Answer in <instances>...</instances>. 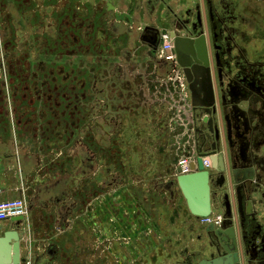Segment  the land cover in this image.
I'll list each match as a JSON object with an SVG mask.
<instances>
[{"label":"flooded vegetation","instance_id":"obj_1","mask_svg":"<svg viewBox=\"0 0 264 264\" xmlns=\"http://www.w3.org/2000/svg\"><path fill=\"white\" fill-rule=\"evenodd\" d=\"M210 1L211 3L209 6L213 24L215 25V29L210 33V38L213 40L212 35H215L214 42L218 48L215 52L212 50V55L214 56V53L217 55V61L213 60V74L216 78L218 75H221L226 81V84L231 83V87L236 89V93L239 96L238 101L240 100L238 102L240 112L245 115V120H241V118L236 115L233 122H231V126H233L232 132L237 133L236 136L231 134V141L234 143L235 140H238L232 149L234 165L241 166L243 163L240 158L237 159L239 154L243 156L246 155V158H249L257 152L260 156H263L264 160V52L256 53L257 49L254 47V43L243 41L245 44L242 48L238 43H234L238 29L233 28V26L238 25L236 27L241 26V28L245 29V26L243 27L242 24L248 26L250 23L248 21L250 18H242L239 16L240 13L247 14L251 8L258 9L261 13H264V0H218L217 7L214 0ZM145 3L146 9L148 10L149 8L148 11L151 15L161 7L163 15L170 17L174 14L175 4L167 5V3H163L162 0H146ZM49 10L55 13L54 9ZM98 12L99 11L96 10L91 15L88 14L89 16L82 17L80 15V17L84 18L81 19L82 23L80 25L84 24L85 27L79 31L78 36L70 32L65 40L62 39V42L59 38L57 39V35L60 31H63V28H68L67 26L66 28L64 27L65 24L67 25V22L64 20L63 16L61 19L60 17L57 19L52 17L47 22L41 19L38 24L33 27L35 32L34 35L37 36V42L34 44V47L32 45V47L29 48L30 55L26 58L27 60L25 59V61L16 63L19 67L21 66V68L29 72L24 74L22 70V76L20 78L22 82L16 84L14 87V91L17 92L18 86L20 87V85L23 84V86L20 87L19 101L13 108L14 117H16L15 120L17 122L23 121L22 123L25 125H33V137L40 136L44 138V140L51 141L52 143L50 144H54L56 150H64L59 158L63 160L67 159L68 167L71 173H74L72 179L69 177L60 181L61 183L64 181L65 183L68 182L67 186L72 185L74 187L81 173L87 174L93 168L91 163L92 160L90 161V159H92V154L84 149V146H89L92 141L97 142V139L102 142V144L103 142L104 144L111 143L109 146L113 147L115 155L118 157L121 154V157L119 156L116 158L115 163L113 162L114 166H100L94 174V182L97 181V185L99 186V192L97 191V196L95 198L98 199L99 203L101 202L102 195L105 194L101 190H118L120 191V195H122L124 192L130 191L128 187L135 185V188L139 191L142 190L149 198L154 196L158 202L170 205L175 213L173 218L174 221L179 218V222L177 221V223L173 225L174 234L172 236L174 239H176V237H178V239L175 240L176 242L173 245L175 250H171L174 252L172 264H194L203 252V254L206 255L204 258L208 259L213 251L218 252L221 248L218 240L211 236L216 234L211 231L207 232V230L210 229L211 226H214L215 231L220 230L226 221V212L222 207L226 204L227 177L226 171H221L220 163H222V157L225 151L227 125L220 114L219 119L214 121V125L218 127L216 136L211 135L207 121H205V123L203 122L204 119L209 120V116L204 114L205 106H207L206 94L209 92L206 82L207 69L205 70L201 67V69H198V65L195 64L191 58L185 59V63L190 65V67L180 68L177 65V71L181 78L179 77V80L175 78L172 72V63L164 62L157 56L161 44L160 32L154 21H151V18L149 19V22L151 21L150 27H147L146 30L151 31L152 34L150 36L152 39H146L147 43L140 47L136 42H132L131 44L129 40L127 46H132L135 50L140 51V56L149 60V63L145 64L144 69H146L147 74L153 70L151 79L155 78L156 80L154 88L157 89L163 86L164 83L162 79L170 75L169 81L175 90L178 91L179 88L183 86L188 92L187 103H184L187 107L182 110V112L178 111L177 114L180 117V123L176 127V137L179 138L178 144H176L177 141L175 142V136L173 139V147L175 150L173 151L176 153L173 155L177 156L175 172L160 173L144 181L147 179V177L144 178V173L136 174L133 170L127 172L126 169V171L122 169L124 159L127 158L122 154L129 155L128 148L130 149L132 140H128L129 137H125L126 126L123 124L121 117L114 111L118 108L112 106L111 102L112 97L115 96V92H113L114 77L127 68L124 63L123 65H118L116 68L113 66L111 67L113 61L116 59L115 56H117V60L120 58L123 59V55L118 54V47L120 44L112 37V34H115L113 32H116L119 28L115 26L114 23L111 25V31L105 28L104 20L106 18H111L112 13L108 15L107 13H102L100 15V20H97L95 16L98 15ZM191 16L195 18L193 15ZM191 16L189 17L191 18ZM181 17L184 18L185 16ZM42 21L43 26L40 25ZM63 21L64 23H61ZM94 21H98V25L93 24ZM99 21H101V23H99ZM176 21L179 27H185L183 25L185 20L176 19ZM193 22L196 24L195 20ZM103 28L109 33L107 40ZM191 29L192 28H189L187 33L182 31L184 33V36H182L183 39H192L199 36L200 31L196 26V29L194 28L195 33L189 37ZM4 36L6 35L3 34V37ZM241 37H243L242 40L247 38L245 33H243ZM45 38V41L51 40V42H53L54 53H50L49 55L45 52V56L38 62L36 70L30 71L29 58L35 59L36 55L39 53L38 46H43ZM5 41L6 38H2L0 43V71L1 64L2 69L4 66V75L1 73L0 82H2L3 76L8 74L7 67L5 68V64L8 61V52H6L5 49L3 50V43ZM100 45L104 46V48L101 49ZM250 51L254 54L256 53V56L251 55ZM100 53L103 54V56L98 58ZM56 56L58 57L57 59ZM9 67L12 71L13 65ZM154 69L156 71H154ZM161 69H163L162 72ZM127 70L135 72L130 67H128ZM217 70H219L221 74H219ZM0 87L3 90L5 89L3 83H1ZM21 96L24 101L22 104L20 102ZM244 96L247 97V99L243 100ZM97 114H99V116ZM8 119L10 118L8 117ZM11 119L14 120L13 115ZM174 122L177 125L178 122ZM82 124H84V127H80ZM246 138L247 142L249 141L251 144H246L248 146L244 149V143H247L244 141ZM239 145L241 150L243 149L245 153L244 151L241 153L238 151ZM149 146L150 145L147 147ZM81 155H83L82 158L79 157ZM201 155H204L202 156V160L204 172L208 174L210 202L212 207L210 215L206 218L193 217L189 213L186 202L175 183L176 178L180 175L185 176L196 173V170L193 171L191 165L194 164L197 166L196 161ZM181 159L189 161V168L186 173H182L179 167L178 163ZM77 161L78 165L76 167ZM146 163H149V161H140L142 166L146 165ZM213 166L215 167L213 168ZM142 182H144V184ZM144 185L147 186V190H144ZM235 188L234 203L237 208L238 200L240 199L241 202L242 194L239 186ZM259 192L262 198L257 197V199H259L264 207V187L259 189ZM179 204L182 206L179 207ZM252 204L254 209L259 212V207L258 205L256 206V199ZM63 208H65L63 210V216L66 217L70 210L68 211L66 207ZM83 210L81 209L80 211L84 212ZM98 211L99 213L101 212L99 207ZM261 215L258 216L256 222L260 224L261 228L264 230V226L260 221V218L264 219V214ZM126 216L128 215L126 214ZM236 217L239 222L242 220L238 211L236 212ZM245 218H247V216H245ZM204 219H211V222L205 223L203 222ZM117 220L119 221L118 217H112L108 226L104 227L107 228V230L103 229V225L96 226L95 224V235H101L100 239H104L107 235H126L122 229L113 227V223H118V225H120V222H117ZM123 224L122 222L121 225ZM251 226V229L255 231L256 224L251 223ZM179 232L181 235H175ZM154 233V235H158L156 232ZM140 235H151L150 229H142ZM122 240L126 241V238L122 237ZM103 243L104 244L101 243V245H97L96 250L98 254L110 251L111 249L109 243ZM124 243L125 246L130 244L128 242V244L126 242ZM177 243H179V245H176ZM160 250L161 249H158L157 251L160 252ZM168 250L170 251V249ZM251 251L252 249L248 245L247 255L249 263L256 264V261H251ZM255 252L258 256L256 260H262L264 264V253H260L257 249H255ZM51 253L52 248L48 250V255ZM178 253L182 257V260L179 262L176 261V255Z\"/></svg>","mask_w":264,"mask_h":264},{"label":"crops","instance_id":"obj_2","mask_svg":"<svg viewBox=\"0 0 264 264\" xmlns=\"http://www.w3.org/2000/svg\"><path fill=\"white\" fill-rule=\"evenodd\" d=\"M47 1L24 0L23 3L21 0H0V12L4 7L19 8L20 12L27 13L30 25L35 27L41 20L39 14L49 6ZM83 1L85 4L81 7ZM145 1L79 0L73 10L75 15L82 17L89 16L96 10L100 12V15L112 13L111 18L104 20L105 28L111 31L113 23L119 28L113 32L115 34H112V37L120 44L118 54H122L123 59L117 60L118 58L115 56L116 59L111 67L116 68L124 63L127 69L130 67L136 73L125 69L114 77L113 92H115V96L112 97L111 105L118 108L114 111L126 126L125 137L132 140L131 147L128 148L129 155L122 154L127 157L124 159L122 169H126L127 172L133 170L136 174L144 173V178L147 177L144 181L160 173L175 172L177 156L173 155L176 154L174 153L173 139L175 136V142L177 141L176 144H178L176 127L180 123V117L177 114L178 111L182 112L186 109L187 105L184 103H187L188 95L185 87L181 86L178 91L172 87L169 81L170 75L164 77L166 79H162L163 86L154 88L156 80L155 78L151 79L153 70L147 74L144 69L149 60L141 57L140 51L135 50L132 46H127L129 40L131 44L136 42L140 47L147 43L146 39H152L151 31L146 30L147 27H150L151 21H154L160 32V46L163 42L162 35H168L174 53L175 35L184 36L176 24L174 14L170 17L163 15L161 7L151 15L148 11L149 8L146 9ZM162 1L167 5L175 4L177 8L187 4L190 0ZM68 2L69 0H64L63 4L68 7ZM218 2V0H214L216 7ZM64 5L62 10L54 9L58 11L56 15L60 13L58 16L60 19L63 12H66ZM71 7L74 8L72 3ZM7 8L4 9L7 10ZM239 16L249 17L250 23L248 26L242 24L245 29L241 26L236 27L238 25L233 26L234 29H238L234 43H238L241 48L245 44L243 41L254 43V47L257 49L256 53L264 52V13L251 8L249 13H240ZM2 17L0 13V27H3ZM150 18L152 20L149 22ZM24 20L21 22V26L29 30L28 20ZM95 22L98 21H94L93 24ZM243 33L247 38L242 40ZM31 36L33 39L28 42L22 39L18 42L17 35L3 43L4 49L8 52V70H10V65L18 67L17 62L25 61L29 57V48L32 45L34 47V43L37 41L35 35ZM256 53L250 51L251 55L256 56ZM154 71L156 70L154 69ZM172 72L179 80L176 54L175 61L172 62ZM9 77L11 76L9 75ZM13 81L16 84L21 82L19 79H13ZM3 91L0 87L2 110L5 95ZM20 91L18 86L17 96ZM97 115L99 116V114ZM1 117L2 114H0ZM174 121L178 122L177 125ZM22 122L4 117L0 119V200L24 199L27 204V215L23 217V222L19 225L24 262L30 264L173 263L174 252L171 251L170 245L172 241L178 239V237L174 239L172 235L174 234L173 225L177 221L179 222V218L174 221L175 213L170 205L158 202L154 196L149 198L142 190L141 193L135 188V185L128 187L130 191L124 192L122 195L118 190H101L105 194L102 195L100 203L95 198L97 191L99 192V186L97 181L94 182V174L100 166H114L116 158L121 157V154L118 157L115 155L113 147L109 146L111 143L104 144L103 142L102 144L97 139V142L92 141L89 146H84L83 148L92 154L90 161L92 160L93 168L87 174L81 173L74 187L67 186L68 182L61 183L60 181L69 177L72 179L74 173L72 174L68 167V160L59 158L64 150H56L54 144H50L51 141L44 140L40 136L33 137V125H25ZM80 127H84V124ZM147 144L150 146L147 147ZM79 157L82 158L83 155ZM143 160L149 161V163L142 166L140 161ZM77 165L78 161L76 167ZM142 183L144 184V182ZM143 187L144 190H147L146 185ZM180 206L182 205L179 204ZM63 207L70 210V217L69 213L66 217L63 216L65 209ZM98 207L101 209L102 215L101 212L99 213ZM81 209H84V212H81ZM112 217H118L119 221L117 220V222H120V225L113 223V227L122 229L126 235H107L104 239H100L101 235H95V224L96 226L103 225V229L107 230L104 227L108 226ZM260 221L264 226V219L260 218ZM122 222L123 225H121ZM14 228V224L9 221L0 222V236L5 231ZM142 229H150L151 235H140ZM154 232L158 235H154ZM175 235L181 234L179 232ZM121 236L125 237L126 241H123ZM103 242L109 243L111 249L98 254L97 245L104 244ZM124 242L130 244L127 243L128 245L125 246ZM26 244L30 247V251L28 246L26 248ZM50 248H52V253L48 255ZM158 249H161L160 252L157 251ZM180 260L182 257L178 253L176 261Z\"/></svg>","mask_w":264,"mask_h":264},{"label":"water","instance_id":"obj_3","mask_svg":"<svg viewBox=\"0 0 264 264\" xmlns=\"http://www.w3.org/2000/svg\"><path fill=\"white\" fill-rule=\"evenodd\" d=\"M210 3V0H190L183 6L175 7L173 12L175 19L185 20L183 23L185 27H180L181 31L187 33L189 28H192L189 37L195 33L194 28L196 29V26L200 31L199 36L192 39H183L175 35L174 46L176 63L180 68H189L190 65L186 64L184 60L191 58L198 65V69H207L206 82L209 92L206 94L207 106H205L204 114L209 116V120L204 119L203 122L207 121L211 135L216 136L218 127L214 125V121L219 119L220 114L227 125L225 151L222 163H220V169L221 171H226L227 177L226 204L222 207L226 212V221L220 230L215 231L214 226L207 230V232L211 231L216 234L211 236L218 240L221 249L218 252L213 251L208 259L204 258L206 256L203 254L204 252L201 253L194 264H250L247 255L248 245L252 249L251 261H256V264H263L262 260H256L258 256L255 249L259 250L260 253H264V230L256 222L258 216L264 212V207L257 199V197L262 198L259 189L264 187V160L263 156H260L257 152L249 158H246V155L239 154L237 159L240 158L243 163L241 166L234 165L232 149L238 140H235L234 143L231 141V134L237 135L236 132H232L233 126H231V122H233L236 115L241 120H245V115L240 112L238 104L240 100L238 101L239 96L236 93V89L231 87V83L226 84L221 75L216 78L213 74V60L217 61V55L214 53L213 56L212 50L215 52L218 48L214 42L215 35H212L213 40L210 38V33L215 29L209 6ZM191 15L195 18H192ZM181 16L185 17L182 18ZM194 20L196 24L193 22ZM217 72L221 74L219 70ZM245 99L247 97L244 96L243 100ZM244 141L247 142V138ZM246 144H251V142L244 143V149L248 146ZM238 151L240 153L244 151L243 149L241 150L240 145ZM202 156L204 155L198 157L197 166L191 165V168L193 171L196 170V173L185 176L180 175L175 180L189 213L197 218L208 217L212 209L208 174L204 172ZM237 186L241 189L242 198L241 202L240 199L238 200V207L236 208L234 188ZM255 199L259 212L254 209L252 204ZM237 211L242 219L240 222L236 217ZM23 219V217L11 219L9 222L14 224L15 228L5 231L0 236V264H24L23 245L20 240L21 232L19 229ZM251 223L256 224L255 231L251 229Z\"/></svg>","mask_w":264,"mask_h":264},{"label":"rangeland","instance_id":"obj_4","mask_svg":"<svg viewBox=\"0 0 264 264\" xmlns=\"http://www.w3.org/2000/svg\"><path fill=\"white\" fill-rule=\"evenodd\" d=\"M21 1L23 2L24 0H21ZM80 1H82V0H80ZM47 2H49V6L45 7L44 10L39 14L41 19H43L46 22L49 21L50 18H52V17H55L57 19L59 16V15H56V13L58 11H55V13H54V11L50 12V10L48 11V9L62 10L63 9L62 6L64 5L63 4L64 0H48ZM71 3H72V6H74V8L71 7ZM78 3H79V0H77V2H75V0H69L68 7L66 5H64V8L66 7L65 8L66 12L65 11L63 12V18L67 22V25L65 24L64 27L66 28V26H67L68 28H66V29L63 28V31H60L58 33L57 39L59 38L61 42H62V39L65 40L66 36L69 35L70 32H73L76 36H78L79 31L85 27L84 24L80 25L82 23L81 19H84V18L80 17V15H75V13L73 11L75 9V5H78ZM84 4L85 3L83 1L80 6L82 7ZM52 5H54V6H52ZM4 8H7V7H4ZM4 8L0 12L3 16L2 17L3 18L2 19L3 20V22H2L3 27H0V43L2 41V38H6V41H7V40H10L12 36L17 37V35H18V42L21 39L26 41V42L31 41L33 39V37L31 35H34L35 32H34L33 25H30L29 17L26 15L27 13L24 14L23 12H20L19 8H14L12 6H9V8H7V10ZM95 17L97 18V20H100V12ZM24 19L28 20L29 30L28 29L26 30V27L21 26V24H22L21 22ZM24 22H26V21L24 20ZM57 23H58V20H57ZM61 23H64V21ZM99 23H101V21H99ZM40 25L43 26V21L40 23ZM95 25H98V22H95ZM15 27H16V30H15ZM103 30L105 31L106 40H107L109 37V33L105 28H103ZM3 34H5L6 36L3 37ZM35 38L37 39V36ZM45 40H46V38L44 39V41ZM36 42L34 44H36ZM53 45H54L53 42H51V40H48V41H45L43 43L42 47L38 46L39 47L38 48L39 53L36 55L35 59H32L31 57L29 58L30 71L36 70L37 64L39 61H41L44 58L45 52L48 53L49 55H50V53H54ZM24 47H25V45H24ZM100 47H101V49L104 48V46H101V45H100ZM3 50H4V47H3ZM102 56H103V54L100 53L98 55V58H100ZM57 58L58 57L56 56V59ZM0 61H1V46H0ZM2 63H3V61H2ZM7 65H8V63L6 62L5 68L7 67L8 74L6 76H3L2 82H0V83H3V85H5V89L3 91L5 94L4 99H3L4 100V109L2 110V108L0 107V111L2 110V113L0 112V114H2V117L0 119H2L3 117L5 119H8V117L11 119L12 115H13V118L15 120L16 117H14L15 114L13 112V108H14V106L17 105V103L19 101V96H17L16 95L17 92L14 91V87L16 86V83H15V81H13V79H15V80L19 79L20 80V78L22 76V70L24 71V74L28 73L29 71L24 69V68H21V66L20 67L15 66V69L13 66L14 71H10V70L8 71L9 68ZM1 73H3V75H4V66L2 69V64H1V71H0V81H1ZM9 75L11 77H9ZM21 82H22V80H21ZM22 86H23V84L20 85V87H22ZM20 102H21V104L24 103V101L22 100V96L20 97ZM6 107H7V109L5 110ZM3 111H4V113H3ZM31 135L32 134L30 133V136ZM175 242H176L175 240L172 241V243L170 245L171 250H175L174 249L175 247L173 246ZM176 245H179V243H177ZM167 255H168V253H167Z\"/></svg>","mask_w":264,"mask_h":264},{"label":"built area","instance_id":"obj_5","mask_svg":"<svg viewBox=\"0 0 264 264\" xmlns=\"http://www.w3.org/2000/svg\"><path fill=\"white\" fill-rule=\"evenodd\" d=\"M163 42L160 46L157 56L164 62L172 63L175 61V53L173 45L168 35H162ZM179 167L182 173L188 171L189 161L186 159H181L179 161ZM27 215V204L24 199L15 200H0V222L10 221L13 218L25 217ZM203 222H211V219H204ZM26 244V248H27ZM30 251V247L28 246ZM24 264H30L29 262H24Z\"/></svg>","mask_w":264,"mask_h":264}]
</instances>
